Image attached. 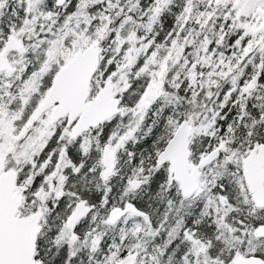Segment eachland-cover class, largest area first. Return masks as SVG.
Instances as JSON below:
<instances>
[{
    "label": "snow or ice",
    "instance_id": "6c2138e0",
    "mask_svg": "<svg viewBox=\"0 0 264 264\" xmlns=\"http://www.w3.org/2000/svg\"><path fill=\"white\" fill-rule=\"evenodd\" d=\"M0 264H264V0H0Z\"/></svg>",
    "mask_w": 264,
    "mask_h": 264
}]
</instances>
